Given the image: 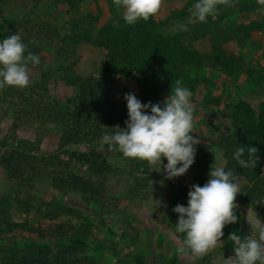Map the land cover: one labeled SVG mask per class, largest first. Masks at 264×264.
<instances>
[{"label": "trees", "instance_id": "16d2710c", "mask_svg": "<svg viewBox=\"0 0 264 264\" xmlns=\"http://www.w3.org/2000/svg\"><path fill=\"white\" fill-rule=\"evenodd\" d=\"M13 1L0 0V20H9L7 28L2 29L0 23V35L5 38L18 33L27 50L40 55L41 64L32 70L39 78L27 87L0 89V121H11L7 134L0 140V169L8 190L0 196V264H105L100 256L106 252L92 233L91 216L65 203L40 198L37 184L42 178H48L61 195L77 194L83 205L100 210L104 223V216L115 214L106 206L111 196L109 177L120 170L115 160L127 166L125 173L132 180L126 187L128 197L148 200L159 165L125 158L117 151H109L107 146L103 150L98 148L101 134L115 131L109 128L117 125L124 128L128 118L126 101L112 99L115 85L121 80L136 84L141 103L161 105L176 79H181L193 92L195 102L200 99L199 88L205 86L208 91L201 108L210 114L215 109L220 112L223 106V116L229 115V132H221L209 123L212 142L197 147L187 174L193 176L196 185L203 186L215 162L213 148L221 150L223 166L234 170L240 190L234 210L238 220L225 225L221 238L225 258L234 256L230 234L235 232L243 237L251 232L239 206L253 207L264 221V63L253 65L255 61L247 57L251 55L238 51L257 45L254 34L264 31V5L258 0H232V6L219 5L215 17L199 23L189 12L195 0H184L183 6L164 18L159 16L163 10L161 1L156 16L129 26L112 0H91L87 11L86 0H51L49 8L64 15L55 23L45 18V12L38 16L40 21L28 13V8L39 7L42 0H29L23 11L11 15ZM253 13H263L261 20L243 19ZM181 24L187 27L186 31L179 29ZM83 44L104 51L103 64L89 75L78 70ZM232 44L238 50H228ZM257 48L264 57V46L258 44ZM240 75L246 78L242 85H235L236 95L228 96L226 103L224 95H213V90L220 86L214 79L222 81ZM51 83L71 94L64 100L55 97ZM245 88L262 96L257 106L241 96ZM49 125L57 126L61 134L56 151L49 155L41 153L40 140L19 136L24 129ZM239 144L257 149L255 168H240L232 158ZM163 163H167L166 159ZM161 170L164 172L163 165ZM170 190L166 199L173 209L178 204L187 205L190 188L175 184ZM14 212L25 219L15 221ZM173 213L177 222L178 214ZM67 215H76L81 223L61 221ZM45 221L50 223L47 228L42 226ZM9 236L11 242L7 240ZM113 254L122 263L116 250ZM128 254L134 264H150L147 255ZM209 258L202 260L208 262ZM171 264H178V258Z\"/></svg>", "mask_w": 264, "mask_h": 264}, {"label": "clouds", "instance_id": "9594fccd", "mask_svg": "<svg viewBox=\"0 0 264 264\" xmlns=\"http://www.w3.org/2000/svg\"><path fill=\"white\" fill-rule=\"evenodd\" d=\"M112 2L116 9L121 10V19L129 26L156 16L161 7V0ZM258 3L264 5V0H258ZM221 4L232 6V0H195L189 9L190 16L199 23H206L209 17H215ZM178 27L181 31L187 30L183 24ZM40 64V55L28 51L18 33L8 35L0 40V89L27 87L32 70ZM192 96L193 92L184 86L181 79H176L163 105L151 101L141 103L135 94H125L128 110L125 126L117 125L109 128L115 131L102 133L98 148L103 150L107 146L109 151H117L125 158L159 165L160 170L163 165L167 179L183 176L193 165L195 145L200 143V139L192 135ZM212 151L216 161L217 152L221 150L213 148ZM256 151L255 147L239 144L232 158L240 168H255ZM208 176L203 186H191L186 206L178 204L173 209L178 214L174 231L183 237L176 249L179 255H205L222 243L225 225L237 223L234 210L240 190L234 170L214 162ZM229 240L234 252V256L226 259L230 264H264V222L260 219L255 217L249 235L242 237L233 232Z\"/></svg>", "mask_w": 264, "mask_h": 264}, {"label": "rangeland", "instance_id": "374dc122", "mask_svg": "<svg viewBox=\"0 0 264 264\" xmlns=\"http://www.w3.org/2000/svg\"><path fill=\"white\" fill-rule=\"evenodd\" d=\"M29 0H14L10 4L9 14L14 15V13H19L23 11L24 4ZM42 4L39 7L28 8V13L38 19L40 13L45 12L48 16L45 17L47 20L56 22L64 17V15L57 14V10H52L49 8V3L51 0H42ZM163 10L159 14L162 18L167 17L169 13L176 8H180L184 4V0H161ZM30 2V1H29ZM92 6L91 0H86L84 10L87 11L89 7ZM48 9V10H47ZM56 13H55V12ZM263 13H253L244 15L243 19L248 21L250 18H257L261 20ZM248 19V20H247ZM1 22V27L7 28L9 26V20ZM4 36L0 35V40L4 39ZM6 38V37H5ZM254 39L257 45L264 46V31L254 34ZM236 44L229 45L228 50H235L238 48ZM250 45V42H249ZM257 45H250L249 49H239L244 55L247 56L248 60L253 59V65L256 62L264 63V57H262V50L257 48ZM81 59L78 65V70L84 75H89L98 70V68L103 64L104 61V51L91 47L89 45L83 44L79 50ZM36 71H32L30 74L29 83H33L39 77L35 75ZM246 76L240 75L239 77L231 79H214L218 84L219 88L213 90L214 96L224 95V103L227 101V97L236 95L235 85H242ZM221 81V82H220ZM226 82V85H221L222 82ZM52 94L64 100L68 95L71 94L70 90H67L61 86H56L51 83ZM208 89L205 86L199 88L200 99L198 101H193L192 107L194 115V127L192 135L200 139V143L195 145L196 149L199 146L210 145L211 144V127H219L221 132H229L228 124L231 122L228 114L223 116V106L220 107V112L211 110L210 114H207L204 108H201L200 103L204 99V96ZM127 93H133L137 97L140 96V90L137 88L134 82L118 81L112 93V99L125 100L124 96ZM243 98L250 100L255 106L260 101L262 97L258 92L250 90V88H245L243 90ZM210 122L213 123L210 126ZM11 127L10 120L0 121V140L7 134L9 128ZM20 138L29 139L32 141L40 140L42 142L41 153L44 155H49L56 151L59 139L60 130L57 126L49 125L44 128H31L24 129L19 133ZM213 159L215 160V155L212 151ZM115 165L120 169L109 177V193L111 196L107 200L106 206L111 207L115 214L112 216H104V223L100 220L99 213L100 210L90 209L89 207L83 205L80 196L77 194H68L66 196L61 195L59 192L54 190L51 186V182L48 178H42L37 184V195L45 199L46 201L52 203H65L70 208L80 209L85 215H89L90 221L92 223V233H95V237L98 241L103 244V250L106 252L104 256H100L101 260L105 264H134V260L128 253L133 254H144L147 255L150 264H171V261L177 257L178 264H230V261L226 260L224 252L221 251V247L224 243H218L213 249H210L203 256H182L177 254L176 249L179 246L180 237L178 233L174 231V225L176 224L175 215L173 213V208L171 204L166 199V195L171 191V186L175 184L186 185L187 188H191L192 185H196L193 180V176L187 173L181 177L167 179L165 172L162 170L158 171L155 180L151 183L149 196L146 202L141 199H130L127 193V186H129V181L131 178L125 173V168H127L124 163L114 160ZM215 163L219 165H224L222 160V155L217 152V160ZM85 172V169H83ZM185 178L183 182L182 178ZM5 174L0 169V196L7 193V185L5 180ZM118 186V187H117ZM117 187V188H116ZM114 190V192H113ZM113 194V195H112ZM239 195V192L237 193ZM236 195V196H237ZM241 212L245 216L247 227L251 230V225L254 222L255 217L261 220L258 216L256 210L249 206H239ZM104 208V212H105ZM117 213V214H116ZM13 219L15 221H23L25 216L20 213L14 212ZM63 222L71 221L74 225H79L81 220L75 215H67L61 218ZM264 222L263 220H261ZM49 222H43V228L49 226ZM112 231V233H110ZM11 236L7 238L8 242H11ZM113 244V245H112ZM113 250L122 258V263L116 260ZM94 254V252H93ZM98 254V253H95ZM94 254V255H95ZM205 257H210L208 262L202 260Z\"/></svg>", "mask_w": 264, "mask_h": 264}]
</instances>
